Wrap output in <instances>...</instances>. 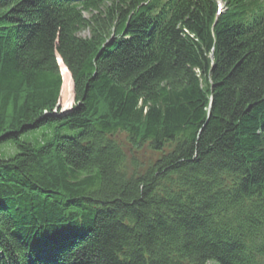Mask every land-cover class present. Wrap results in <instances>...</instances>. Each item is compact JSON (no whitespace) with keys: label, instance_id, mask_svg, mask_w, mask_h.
I'll return each instance as SVG.
<instances>
[{"label":"trees","instance_id":"16d2710c","mask_svg":"<svg viewBox=\"0 0 264 264\" xmlns=\"http://www.w3.org/2000/svg\"><path fill=\"white\" fill-rule=\"evenodd\" d=\"M222 1L0 0V264H264V0Z\"/></svg>","mask_w":264,"mask_h":264},{"label":"rangeland","instance_id":"374dc122","mask_svg":"<svg viewBox=\"0 0 264 264\" xmlns=\"http://www.w3.org/2000/svg\"><path fill=\"white\" fill-rule=\"evenodd\" d=\"M81 34H82V36H87L88 35V31L84 30V31L81 32ZM62 64H63V62H62ZM58 66H59V63H58ZM61 80H62V78H61ZM72 105H73L72 87H71V92H69V90L67 88L63 92V94H61V88H60V95H59V100H58V108H60V112H62L63 110H67V109L71 108ZM46 128L47 127L40 126L38 128L29 130V131H27L25 133L20 134L19 135V139L23 140V141H29V142L34 143L35 139H39V137L43 136V132H44V130ZM49 132L51 133V129L50 128H49ZM60 133L62 135L71 136V135H74V134L78 133V130H75V129H62ZM0 151H1V153L3 155L7 156V155L15 152L16 149L12 148V146H10L8 142H5V143L0 144ZM141 154L143 155L144 158H147V156L149 155V153H148V151L146 149L145 150L143 149ZM141 154L137 153V156L139 157V156H141ZM204 264H217V262H216V260H212L211 259V260L206 261Z\"/></svg>","mask_w":264,"mask_h":264},{"label":"water","instance_id":"95a60500","mask_svg":"<svg viewBox=\"0 0 264 264\" xmlns=\"http://www.w3.org/2000/svg\"><path fill=\"white\" fill-rule=\"evenodd\" d=\"M62 112H64V110Z\"/></svg>","mask_w":264,"mask_h":264}]
</instances>
